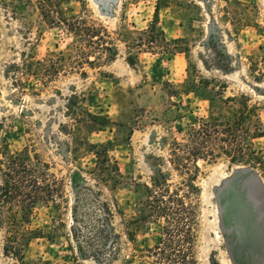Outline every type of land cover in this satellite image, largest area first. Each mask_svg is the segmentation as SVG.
<instances>
[{
    "label": "rangeland",
    "instance_id": "rangeland-1",
    "mask_svg": "<svg viewBox=\"0 0 264 264\" xmlns=\"http://www.w3.org/2000/svg\"><path fill=\"white\" fill-rule=\"evenodd\" d=\"M63 17L105 28L92 40L107 42L110 57L79 67ZM22 62L30 72L15 69ZM199 77L224 82V96L248 95L264 122V0H0V147L37 153L64 180L59 207L34 209L29 227L44 236L30 240L23 264H147L138 252L157 226L129 241L114 204L129 218L134 183L171 172L173 139L211 106L209 89L191 91ZM255 143L264 160V136ZM98 144L117 164L115 185L93 174ZM199 165V264H264L262 166ZM4 243L0 228V264H19Z\"/></svg>",
    "mask_w": 264,
    "mask_h": 264
},
{
    "label": "trees",
    "instance_id": "trees-1",
    "mask_svg": "<svg viewBox=\"0 0 264 264\" xmlns=\"http://www.w3.org/2000/svg\"><path fill=\"white\" fill-rule=\"evenodd\" d=\"M157 13L158 4L156 16ZM61 23L76 38V64L79 67L93 66L102 56L110 57L111 48L107 42L92 40L97 36L101 41L100 33L106 32L105 28L92 27L89 31V27L80 23L79 17H63ZM150 28L147 31L156 30L155 26ZM160 40L166 42L162 36ZM91 52L94 53L92 59ZM62 59L60 56L59 60ZM15 69L21 73L30 72L26 62ZM198 83L192 84L191 91L206 92L209 89L214 93L210 97L211 106L206 116L198 117L189 126L182 140L173 139L167 159L171 172L159 170L148 183H134L137 199L129 218L124 217L114 204L122 216L124 235L129 241H134L140 228L147 229L151 224L157 226L156 241L138 252L147 264H199V161L214 163L225 157L237 164L261 165L264 172V160L255 143L264 136L259 104L251 102L244 93L224 96L226 85L222 81L199 77ZM96 147H101L104 164L97 168L100 172L93 173L96 180L108 185L109 178L112 184H117L111 174H119L117 164L111 163L106 145ZM96 154L98 156V152ZM0 176V228L4 229V248L23 264L30 240L44 236L42 231L29 227L34 209L38 204L47 203L59 207L65 200L64 180L37 153L28 149L9 153L3 145L0 147ZM69 264L82 263L74 258Z\"/></svg>",
    "mask_w": 264,
    "mask_h": 264
}]
</instances>
